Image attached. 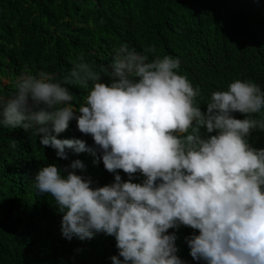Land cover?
I'll list each match as a JSON object with an SVG mask.
<instances>
[{
    "label": "clouds",
    "instance_id": "obj_1",
    "mask_svg": "<svg viewBox=\"0 0 264 264\" xmlns=\"http://www.w3.org/2000/svg\"><path fill=\"white\" fill-rule=\"evenodd\" d=\"M155 53L121 44L99 66L81 56L62 82L25 70L14 95L0 96V128L31 129L61 160L68 149L99 156L110 184L99 186L76 160L40 168L34 187L54 199L66 240L114 237L122 261L113 256L112 264H183L169 233L181 226L198 232L186 241L193 260L264 264V149L249 142L264 132V91L236 79L202 110L180 60ZM68 85L87 90L79 107ZM71 121L92 146L57 138Z\"/></svg>",
    "mask_w": 264,
    "mask_h": 264
},
{
    "label": "trees",
    "instance_id": "obj_2",
    "mask_svg": "<svg viewBox=\"0 0 264 264\" xmlns=\"http://www.w3.org/2000/svg\"><path fill=\"white\" fill-rule=\"evenodd\" d=\"M121 44L138 52L154 46V55L178 58V72L201 90L202 110L213 92L236 79L264 91V0H0V96L14 95L25 70H45L62 82L81 56L108 65ZM68 87L79 107L87 90ZM57 138L93 145L75 121ZM39 139L31 129L0 128V264H112L111 257H118L114 237L63 238L55 201L37 193L34 177L44 166L63 169L76 160L99 186L112 183L113 174L99 156L68 149V159L61 160ZM249 142L264 149V132L254 131ZM142 179L137 175L133 182ZM173 232L183 264H203L192 259L186 242L198 232L184 226Z\"/></svg>",
    "mask_w": 264,
    "mask_h": 264
}]
</instances>
